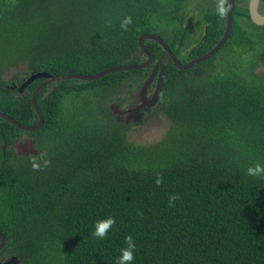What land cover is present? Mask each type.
I'll list each match as a JSON object with an SVG mask.
<instances>
[{
	"label": "trees",
	"instance_id": "obj_1",
	"mask_svg": "<svg viewBox=\"0 0 264 264\" xmlns=\"http://www.w3.org/2000/svg\"><path fill=\"white\" fill-rule=\"evenodd\" d=\"M181 0H0V111L38 120L31 74L94 75L135 62L143 33L170 24ZM132 23L125 31L126 17ZM146 46L155 56L156 41ZM208 74L166 68L157 116L169 126L156 142L128 138L111 113L116 94L140 87L151 69L116 71L93 81L44 88L39 151L51 166L33 171L11 153L12 124L0 118V232L18 264H116L131 235L133 264H264V80L229 55ZM16 73L6 81L5 74ZM11 155H14L12 158ZM158 175L163 183L156 185ZM179 194L174 207L169 196ZM114 217L105 239L98 220Z\"/></svg>",
	"mask_w": 264,
	"mask_h": 264
},
{
	"label": "flooded vegetation",
	"instance_id": "obj_2",
	"mask_svg": "<svg viewBox=\"0 0 264 264\" xmlns=\"http://www.w3.org/2000/svg\"><path fill=\"white\" fill-rule=\"evenodd\" d=\"M181 2L179 6L172 10L170 24L165 26L168 31L167 38L163 33L155 34L163 38L182 63L194 61L207 54L219 44L225 33H229L224 45L216 53L206 60L196 63L195 66L190 69H195L194 73L200 71L203 72V74H208L210 70H212L213 65L215 66L221 57L223 59L224 54L236 53V59H240V63H242L246 73H248L251 78L255 80H264V0H258L254 11L251 10V0H181ZM220 8L224 9L222 13L220 12ZM230 13H232L233 17L232 28L227 32L226 29L229 24ZM252 13L255 15L253 16ZM255 16L258 17L255 18ZM157 44L160 46L161 52L157 56L154 55V62L148 66L151 71L147 77L144 78L142 85L138 88L133 87L132 92L125 91L124 93L116 94L115 96L119 97V100L110 104L111 113L112 109L117 112V115L114 113H112V115L117 118L118 121L124 123L128 128L142 125L151 117L149 114L154 111L153 108L159 102L160 98L154 107L146 109L144 106L139 111H133L128 117L129 121H126V116L124 115L120 114V116H118L119 113H128L143 104L140 98V91L144 82L150 76L153 67L159 64L158 73L148 87L146 93L147 100H150L154 95L160 69L164 65L166 68L169 65L175 66L169 54L165 52L158 42ZM241 56H243V58ZM229 57L230 56L222 60V64H225ZM146 59L147 57L144 53L137 51L135 57L136 61L132 63H142ZM13 75L14 73L12 76ZM11 77L6 79L10 80ZM41 79L43 80L40 84L46 80L45 78ZM12 84L11 86L14 87L12 89L15 91V99L21 98L22 95H28L26 92L28 87L19 92L18 89H20L21 85ZM45 88L49 90L51 89V85ZM30 121L31 124H22L33 125L38 122V120L35 121L34 118ZM40 130L23 131L13 126L8 134L13 138V142L9 145L11 153L19 158L27 160H31V156H38L39 153H41L39 151L41 141L37 135L38 133H35ZM0 145L2 151L8 148L2 139H0ZM22 146L23 149L20 151H23L24 155L19 154V147L22 148ZM32 151H37L38 153H32ZM14 155H11V157L13 158ZM5 246L0 248V264H15L10 257L7 258L4 254Z\"/></svg>",
	"mask_w": 264,
	"mask_h": 264
},
{
	"label": "water",
	"instance_id": "obj_3",
	"mask_svg": "<svg viewBox=\"0 0 264 264\" xmlns=\"http://www.w3.org/2000/svg\"><path fill=\"white\" fill-rule=\"evenodd\" d=\"M257 2H258V0H251V10L252 11L255 10ZM252 15L254 16L255 14L252 13ZM256 17H258V16H255V18ZM232 19H233L232 13H230L229 14V24H228L227 29H226L227 32L230 31L232 28ZM258 22H260V21H258ZM228 36H229V33H225L223 39L219 42V44L215 48H213L210 52H208L207 54L199 57L198 59H196L194 61L182 63L177 58L176 54L169 48V46L163 40L162 37H160L159 35H157L155 33H151V32L143 33L140 35L138 42H139L140 51L142 53H144V55L147 57V59L144 62L138 63V64L126 63V64H122V65H116V66L110 67L104 71L98 72L94 75L72 74V75H63V76H51L50 74H48L46 72L33 73L28 77L27 80H25L23 82V84L20 87V91H22L24 88H27L31 83H33L35 80H37L39 78L40 79L41 78L46 79L32 93V104H33V108H34L35 112L38 115V122L36 124H33V125H24L22 123L17 122L13 117H11V116H9V115L1 112V111H0V118L8 121L12 125L16 126L17 128H20L23 131L40 130L44 124V115H43L41 108L38 105V96H39L40 92L46 86L51 85L53 88L56 83L62 82L65 80H69V79L93 81V80L101 78V77L105 76L106 74H109L112 72L121 71V70H123V71L138 70L141 68L148 67L154 62L155 56L151 51L148 50V48L146 46L147 40H152V41L158 42L162 46V48L165 50V52H167L169 54V56L171 57L175 66L178 69L188 70V69L192 68L193 66H195L196 63L202 62V61L206 60L207 58L211 57L214 53H216L224 45ZM158 67H159V64H156L153 67V70H152L150 76L144 82V85L140 91V98H141V101H143V104L141 106H139L137 109L129 111L128 113L127 112L119 113L118 116H120V114L124 115V116H126V121H129L128 117L133 111H139L144 106L146 107V109L154 107V105L158 102V99L160 98V93L162 91L164 76L166 73V66L165 65L160 69V72L158 74L156 89H155L153 97L150 100L146 99V93L148 91V87L150 86L152 81L155 79L156 74L158 73ZM112 113L117 115V112H115L114 109H112ZM23 146H22V148L19 147V154H21V155H24V152L20 151L23 149ZM25 147H27V146H25ZM28 148H30V147H28ZM32 153L37 154L38 152L32 151ZM6 243H7V240H6L5 235L2 232H0V248L4 247L6 245Z\"/></svg>",
	"mask_w": 264,
	"mask_h": 264
},
{
	"label": "clouds",
	"instance_id": "obj_4",
	"mask_svg": "<svg viewBox=\"0 0 264 264\" xmlns=\"http://www.w3.org/2000/svg\"><path fill=\"white\" fill-rule=\"evenodd\" d=\"M224 11L223 8H220V12ZM132 23V18L126 17L125 20L122 22L121 27L126 31L127 26ZM14 88V87H10ZM31 166L33 171H43L51 166V161L46 159L45 153H39L38 156H31ZM246 175L252 178L257 179H264V164L259 162L255 163L254 165H250L246 169ZM163 183V177L158 175L156 178V185L160 186ZM180 199L179 194L170 195L169 196V207H174L175 202ZM116 224V219L114 217H108L105 219L98 220L95 224V231L92 235L98 239H105L108 235V232L113 228ZM7 240V239H6ZM126 247L121 248L120 256L117 258L116 264H133L135 259V250L136 244L133 240L131 235L125 237L124 241ZM12 262L18 264L16 257H10Z\"/></svg>",
	"mask_w": 264,
	"mask_h": 264
},
{
	"label": "rangeland",
	"instance_id": "obj_5",
	"mask_svg": "<svg viewBox=\"0 0 264 264\" xmlns=\"http://www.w3.org/2000/svg\"><path fill=\"white\" fill-rule=\"evenodd\" d=\"M152 26L153 29H156V31L160 30V32H162L163 35L167 38L168 31L164 23L162 24L160 22H157V20H155ZM231 54L233 53L224 54L223 59L221 57L217 61L219 66H222V60L226 59ZM235 55L237 56L236 53ZM241 57L243 58V56ZM13 73L15 74L16 71L13 70L8 74H5V78H10ZM6 81L8 80L6 79ZM18 91L20 92V89H18ZM149 116L151 117H149L142 125L134 126L130 129L131 133L128 136L130 140L135 141L137 143H152V142H156L157 140H159L161 136H163L165 130L169 126V120L164 117L157 116L156 112L154 111L150 113Z\"/></svg>",
	"mask_w": 264,
	"mask_h": 264
}]
</instances>
